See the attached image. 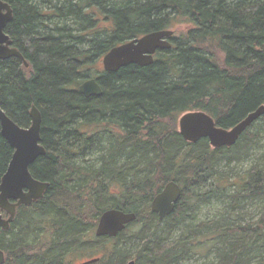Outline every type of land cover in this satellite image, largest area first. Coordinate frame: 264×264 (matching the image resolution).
Listing matches in <instances>:
<instances>
[{
  "label": "trees",
  "instance_id": "1",
  "mask_svg": "<svg viewBox=\"0 0 264 264\" xmlns=\"http://www.w3.org/2000/svg\"><path fill=\"white\" fill-rule=\"evenodd\" d=\"M4 1L15 11L6 32L29 66L0 59V105L25 128L31 106L40 109L47 153L30 170L50 183L43 198L18 207L8 230L0 227L4 264H74L101 252L92 264H180L203 249L210 264H264V212L255 222H190L202 197L230 186L231 208L241 197L264 198V163L234 177L217 169L250 148L264 115L231 147L187 141L178 125L185 112L203 110L230 128L264 104V0H80L67 11L53 0H41L47 10L37 0ZM48 11L74 27L43 32ZM173 25L184 28L152 65L103 67L94 76L101 96L79 90L112 47ZM13 153L0 125V183ZM172 180L183 194L160 219L152 200ZM111 208L137 219L116 237H99V218ZM179 230L190 237L175 240Z\"/></svg>",
  "mask_w": 264,
  "mask_h": 264
},
{
  "label": "water",
  "instance_id": "2",
  "mask_svg": "<svg viewBox=\"0 0 264 264\" xmlns=\"http://www.w3.org/2000/svg\"><path fill=\"white\" fill-rule=\"evenodd\" d=\"M12 19L11 4L0 0V59L13 56L24 59L17 48L11 47L12 40L5 32L7 24ZM174 34L175 31L172 29H161L116 45L103 56V67L106 71L113 72L130 64L152 65L159 50L172 48L171 39ZM24 62L26 66L29 65L26 60ZM79 90L86 97L103 94L101 84L94 77L83 81L79 85ZM263 115L264 104L249 112L234 126L225 128L218 125L214 117L203 110L188 111L179 118V132L190 142L208 138L214 148L231 147ZM30 117V126L21 127L0 105L1 133L14 148L12 159L0 183V209L8 214V217H5L3 212H0V227L4 230L10 228L18 207L32 204L43 198L50 186L49 182L35 178L30 170L34 162L47 153L46 147L42 144L41 135L43 116L35 104L31 106ZM182 194L183 188L179 183L174 180L168 182L152 200V211L158 213L160 219L166 218L175 211ZM136 219L135 212H126L116 208L107 209L99 218L96 235L116 237ZM98 260L99 258H92L81 264H92ZM5 261V253L0 248V264H4ZM126 264H136V260L132 259Z\"/></svg>",
  "mask_w": 264,
  "mask_h": 264
},
{
  "label": "rangeland",
  "instance_id": "3",
  "mask_svg": "<svg viewBox=\"0 0 264 264\" xmlns=\"http://www.w3.org/2000/svg\"><path fill=\"white\" fill-rule=\"evenodd\" d=\"M57 3L61 9L65 7V11L67 6L71 4H76L80 0H53ZM105 2L109 0H104ZM122 1V0H116ZM37 4L42 5L41 7L44 10L49 9L46 3H43L41 0L35 1ZM51 12L44 13V25L43 32L51 33L55 28H60L61 26H68L70 28L74 27V24L70 19L62 21L58 17L53 18V20H49L46 15H49ZM60 20V21H59ZM186 26V25H185ZM184 28L182 26L173 25L170 29L175 30L176 35L180 34V29ZM102 59H100L99 63L92 67L89 71V77H94L98 72L103 70ZM262 121H258L260 123ZM253 132H255V136H253L252 143L250 148L243 149L238 154L231 153L230 159L222 160L219 165H217V169L220 172H230L232 177L236 175H242L247 170H249L255 164L264 163V124L259 125L256 128H252ZM247 150V151H246ZM97 157L96 154L88 155L86 159L91 160V158ZM86 164V163H84ZM207 190V187L204 188L203 193ZM226 194H222L221 191H218L217 194L211 199V201L207 200L205 197H202V200H199L196 203L195 209L193 210V214H195V218L190 222L191 224L198 225L202 222H209L211 220L219 219L222 224H232L237 222H255L261 217V214L264 212V198H259L254 201H250L248 198H240V203L235 208H231V202L233 201L231 194L235 193V187L230 186L226 190ZM245 218H243V217ZM206 230H210V227H206ZM190 237V234H182V231H177L173 238L176 240L182 239L185 240ZM173 241V240H171ZM209 244H211L209 242ZM219 244V243H216ZM207 249H203L198 251V253H185L183 257V261L180 264H210L213 255H206ZM135 249H132L131 254L134 255ZM98 255H102L101 253H93L90 255H80L75 257L74 264H79L86 259L91 257H96Z\"/></svg>",
  "mask_w": 264,
  "mask_h": 264
},
{
  "label": "flooded vegetation",
  "instance_id": "4",
  "mask_svg": "<svg viewBox=\"0 0 264 264\" xmlns=\"http://www.w3.org/2000/svg\"><path fill=\"white\" fill-rule=\"evenodd\" d=\"M14 16H15V11L13 10V18H14ZM13 20V19H12ZM11 22V21H10ZM8 25V24H7ZM5 32H6V29H5ZM7 33V32H6ZM10 36V35H9ZM10 39L12 40V44H11V47H14V48H17L20 52H21V50H20V48H19V46H17L15 43H14V41H13V39L11 38V36H10ZM22 53V52H21ZM22 55L24 56V54L22 53ZM30 126V125H29ZM28 126V127H29ZM17 211H18V208H17ZM86 260H89V259H86ZM86 260H84V261H86ZM83 261V262H84ZM83 262H80L79 264H81V263H83Z\"/></svg>",
  "mask_w": 264,
  "mask_h": 264
}]
</instances>
